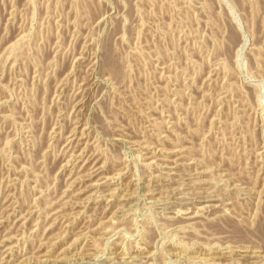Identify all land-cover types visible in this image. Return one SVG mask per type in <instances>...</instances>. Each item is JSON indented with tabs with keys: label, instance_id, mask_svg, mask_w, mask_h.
Wrapping results in <instances>:
<instances>
[{
	"label": "rangeland",
	"instance_id": "obj_1",
	"mask_svg": "<svg viewBox=\"0 0 264 264\" xmlns=\"http://www.w3.org/2000/svg\"><path fill=\"white\" fill-rule=\"evenodd\" d=\"M263 205L264 0H0V264H264Z\"/></svg>",
	"mask_w": 264,
	"mask_h": 264
},
{
	"label": "bare ground",
	"instance_id": "obj_2",
	"mask_svg": "<svg viewBox=\"0 0 264 264\" xmlns=\"http://www.w3.org/2000/svg\"><path fill=\"white\" fill-rule=\"evenodd\" d=\"M211 205V204H210ZM264 206V205H263ZM262 211V210H261ZM258 212V211H257ZM264 218V217H263ZM234 221V220H233ZM234 223V222H233ZM238 223H240V222H238ZM237 223V224H238ZM257 223V222H256ZM242 224V223H241ZM240 224V225H241ZM235 225V224H234ZM244 224H242V227H245V228H247L249 231H250V233H251V231L253 232V229L255 228H257V230H260V237H261V239L264 241V221L261 219V220H259L258 219V223L257 224H255L254 226H251V225H245V226H243ZM253 225V224H252ZM247 226V227H246ZM241 227V226H240ZM245 228H243V229H245ZM253 228V229H252ZM241 230H242V228H241ZM247 231V230H246ZM255 231L256 230H254V233H255ZM242 233H244V231H241ZM245 234V233H244ZM257 234V233H256ZM243 235V234H242ZM254 235V234H253ZM247 236V235H246ZM256 236V235H255ZM258 236V235H257ZM246 241V240H245ZM255 241V240H254ZM257 243V242H256Z\"/></svg>",
	"mask_w": 264,
	"mask_h": 264
}]
</instances>
